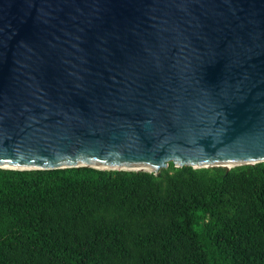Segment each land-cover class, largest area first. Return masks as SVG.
Instances as JSON below:
<instances>
[{"label":"water","instance_id":"95a60500","mask_svg":"<svg viewBox=\"0 0 264 264\" xmlns=\"http://www.w3.org/2000/svg\"><path fill=\"white\" fill-rule=\"evenodd\" d=\"M170 162H264V0H0V168Z\"/></svg>","mask_w":264,"mask_h":264},{"label":"trees","instance_id":"16d2710c","mask_svg":"<svg viewBox=\"0 0 264 264\" xmlns=\"http://www.w3.org/2000/svg\"><path fill=\"white\" fill-rule=\"evenodd\" d=\"M0 264H264V162L0 168Z\"/></svg>","mask_w":264,"mask_h":264},{"label":"bare ground","instance_id":"6f19581e","mask_svg":"<svg viewBox=\"0 0 264 264\" xmlns=\"http://www.w3.org/2000/svg\"><path fill=\"white\" fill-rule=\"evenodd\" d=\"M228 166H230L231 167V165H228ZM107 170V169H106Z\"/></svg>","mask_w":264,"mask_h":264}]
</instances>
